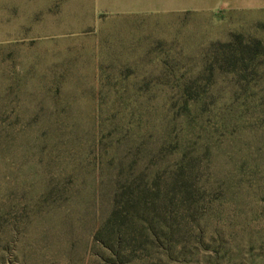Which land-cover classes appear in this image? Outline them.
I'll return each mask as SVG.
<instances>
[{"label":"rangeland","instance_id":"374dc122","mask_svg":"<svg viewBox=\"0 0 264 264\" xmlns=\"http://www.w3.org/2000/svg\"><path fill=\"white\" fill-rule=\"evenodd\" d=\"M226 1L0 0V264H264V59L211 53L264 4Z\"/></svg>","mask_w":264,"mask_h":264},{"label":"trees","instance_id":"16d2710c","mask_svg":"<svg viewBox=\"0 0 264 264\" xmlns=\"http://www.w3.org/2000/svg\"><path fill=\"white\" fill-rule=\"evenodd\" d=\"M211 49V53L215 57L221 58V61L230 66L233 71L239 70V62H249L250 64H248L251 65V62L264 59V42L261 40H246L241 35H234L232 40L227 43H214ZM211 68L212 70L214 69L213 66ZM130 202L128 201V203ZM117 215V209L114 208L108 219L97 231L95 240L108 249L113 256L119 255V252L129 255L134 250L131 243L126 240L128 233L122 232V228L126 225L127 216L122 221H118L119 217ZM116 222L119 232H114L113 230Z\"/></svg>","mask_w":264,"mask_h":264},{"label":"crops","instance_id":"0c3cea01","mask_svg":"<svg viewBox=\"0 0 264 264\" xmlns=\"http://www.w3.org/2000/svg\"><path fill=\"white\" fill-rule=\"evenodd\" d=\"M132 4H137L140 11L148 10L151 7L149 5H162V9L166 11H178L180 5L184 3L196 5L194 10L199 9L198 5L209 4V3H225L226 0H128ZM242 4H264V0H239ZM198 7V8H197Z\"/></svg>","mask_w":264,"mask_h":264}]
</instances>
